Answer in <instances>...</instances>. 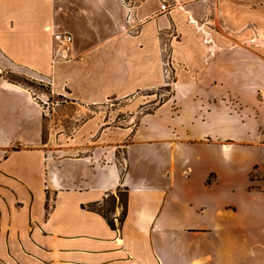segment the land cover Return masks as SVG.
Instances as JSON below:
<instances>
[{"label": "crops", "instance_id": "crops-1", "mask_svg": "<svg viewBox=\"0 0 264 264\" xmlns=\"http://www.w3.org/2000/svg\"><path fill=\"white\" fill-rule=\"evenodd\" d=\"M166 1L162 11L161 0H0V40H22L0 41V264H264V190L249 187L264 165V104H249L247 123L227 129L197 111L264 86L254 50L244 61L231 45L239 24L249 40L255 24L264 30V0ZM169 29V97L137 123L135 108L106 121L112 101L167 84ZM60 30L72 36L71 58L50 59L49 45L42 58L38 40ZM5 72L48 83V96L75 106L71 142L56 124L54 148L43 141L55 109ZM179 98L193 109L182 118L171 105ZM109 195L113 226L98 209Z\"/></svg>", "mask_w": 264, "mask_h": 264}, {"label": "rangeland", "instance_id": "rangeland-1", "mask_svg": "<svg viewBox=\"0 0 264 264\" xmlns=\"http://www.w3.org/2000/svg\"><path fill=\"white\" fill-rule=\"evenodd\" d=\"M166 3H168L166 1ZM261 25V24H260ZM259 24H255L254 26V39L249 40L246 35H243L242 32H245L247 30L246 24H239L237 28L235 29L238 32V35L232 34L234 37L233 43L231 44L233 47L237 48L239 53H240V58L243 56L244 61L247 60L246 58V53L247 50H254V61H255V79L256 82L259 81L260 84H262V81L264 80V30L263 27L260 26ZM209 26L214 29L212 30L214 34L215 32L221 31L224 29L223 24H217V23H209ZM226 30H231L230 28ZM61 31V30H60ZM168 33L170 36H164L162 35V42H161V58L164 63V67L166 68V76L165 79L168 81L170 84L173 80V73L171 71V64H170V51L168 47V38L172 39L173 35H176L175 31H172V29L168 30ZM51 34H49V39L43 38L42 40H38L39 44L38 47H40V55L43 58L44 55H48L47 52L49 53L48 50H46L47 45H49V48L51 49V52L49 53L50 59L54 60L55 58H58L56 55V45L52 42L51 40ZM220 35H216L217 39V45L219 47H225L227 46L224 42L226 40L221 39L219 37ZM236 36H239L238 38H235ZM2 42H5V44L8 43H14L15 46H22V40L20 39H15L14 42L11 40L9 42L8 40H0ZM230 46V44H228ZM46 50V51H45ZM250 54V53H249ZM252 56V55H251ZM249 56V57H251ZM6 77L14 82H19L23 85H26L32 89V91L35 93V95L43 97L45 100H47V104L45 105L48 107L50 105V108H54L55 110H52L53 117L51 119L46 118L44 121V135H43V141L49 142L51 146L54 148L56 139L54 137V130L55 128H63L62 133L64 136L62 137V142H71V134L76 127V125L81 121L80 119H73L71 118L74 108V105L71 104H66L61 97H55V96H48L49 95V84L41 81H36L33 79H30L29 77H23L19 74L12 73V72H5ZM24 78V81H23ZM28 81V83H27ZM167 83V84H168ZM165 85L164 87L157 88L156 90L154 89L152 92H147L143 91L140 92L136 95V100L133 102L130 100H116L112 101L110 106H108V110L112 112V118L110 122H119V121H124V119H127V116L129 114V111L131 108H135L137 110L136 115H132L133 117L135 116L136 118L135 123H137L138 118L141 114L143 113H148L150 112L154 107L157 105L161 104L164 100H166L169 95L171 94V85ZM238 91H233L232 94L229 96L225 97L226 100L225 104L223 105H212L208 104L210 108L207 106L205 108L203 105L198 108L197 105V111L200 117H203L206 122H210L207 126L214 127L219 126L220 128L227 129L230 127V124H236L237 122L240 123L243 121L244 124L247 123V112L250 108L247 106L251 103L256 104H264V86H254L253 88H248V87H239L237 88ZM153 94L150 97V94ZM261 102V103H260ZM171 105H173V110L177 111L180 113V117H184L187 115L188 112L191 110V104L187 103L184 98H179L176 102H173ZM171 106L166 107V110L171 109ZM193 110V109H192ZM191 110V112H192ZM226 111V113H225ZM194 112L195 109H194ZM210 114H215L216 117H212L209 115ZM176 114V113H174ZM56 126L54 127V130L51 131V127L53 125ZM119 125V124H116ZM241 127V125H238ZM49 129V130H48ZM50 131H51V136H50ZM199 150H203V148H212V145L206 146V145H199L198 146ZM240 151H247L249 153H253L254 151L246 150V149H239ZM76 152L72 151H65L63 154L65 155H72L75 154ZM241 154V153H240ZM208 154L206 153V156ZM249 187L252 189H263L264 190V165H256L252 168V170L249 173ZM242 184V180L238 181V190H240L239 186ZM233 200L237 201L240 203V205L243 204V202L246 201L245 196H236L233 198ZM98 209H102L106 211L107 216L110 218L111 217V211L114 209V205L110 203V200L107 199L101 207H98ZM223 239H229L227 236H222ZM201 241L202 238H199ZM197 244H200L198 241V237L196 238ZM224 252L229 251V247H223ZM222 250V251H223ZM223 252V253H224Z\"/></svg>", "mask_w": 264, "mask_h": 264}, {"label": "built area", "instance_id": "built-area-1", "mask_svg": "<svg viewBox=\"0 0 264 264\" xmlns=\"http://www.w3.org/2000/svg\"><path fill=\"white\" fill-rule=\"evenodd\" d=\"M123 2H126V0H123ZM167 9L166 0H161L160 10L166 11ZM51 40L56 45L57 57L61 60H69L72 52V36L68 32L54 31L51 34Z\"/></svg>", "mask_w": 264, "mask_h": 264}, {"label": "trees", "instance_id": "trees-1", "mask_svg": "<svg viewBox=\"0 0 264 264\" xmlns=\"http://www.w3.org/2000/svg\"><path fill=\"white\" fill-rule=\"evenodd\" d=\"M23 81H24V78H23ZM27 83H28V81H27ZM166 83H168V81H166ZM117 194H118V197H119V203H120L121 206H122V216H121V218H120V220H119L120 223H121V222H122V219H123L124 216H125V212H126V193H125V192L118 191ZM107 199L110 200V203H111V204H113V205L115 204V201H116L115 196H113V195H109V196L107 197ZM102 214L104 215V217L107 218L108 223H109L111 226H113V223H112V221L108 218V216H107V214H106V211H102Z\"/></svg>", "mask_w": 264, "mask_h": 264}]
</instances>
